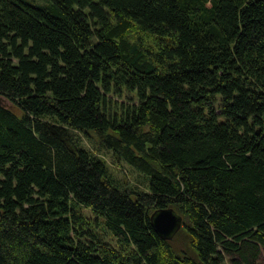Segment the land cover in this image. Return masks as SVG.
<instances>
[{
  "label": "trees",
  "instance_id": "1",
  "mask_svg": "<svg viewBox=\"0 0 264 264\" xmlns=\"http://www.w3.org/2000/svg\"><path fill=\"white\" fill-rule=\"evenodd\" d=\"M0 211V264H263L264 0H0Z\"/></svg>",
  "mask_w": 264,
  "mask_h": 264
},
{
  "label": "water",
  "instance_id": "2",
  "mask_svg": "<svg viewBox=\"0 0 264 264\" xmlns=\"http://www.w3.org/2000/svg\"><path fill=\"white\" fill-rule=\"evenodd\" d=\"M150 222L162 240L172 241L183 228L184 219L173 208H166L155 210L150 216Z\"/></svg>",
  "mask_w": 264,
  "mask_h": 264
},
{
  "label": "rangeland",
  "instance_id": "3",
  "mask_svg": "<svg viewBox=\"0 0 264 264\" xmlns=\"http://www.w3.org/2000/svg\"><path fill=\"white\" fill-rule=\"evenodd\" d=\"M133 95H135V94H133ZM125 96L127 97V93H125ZM128 96L129 97H131V95H129L128 94ZM129 97H128V99H125V98H123V99H120V98H115L116 100H120V102L123 100L124 102H129L128 100H129ZM2 103H4L5 105H7V107H10L11 109H14L17 113H19L18 112V110L16 109V108H14L13 107V105H10V104H8L7 102H5V101H2ZM84 144H85V146L86 147H88V148H90V149H92V150H94L95 152H98V150H99V152L98 153H100V155H101V157H103L106 161H107V163L108 164H110L111 166H112V164H113V159H112V156L110 155V154H108L107 152H105L104 150H100L99 148H98V145H97V143L95 142V141H93V140H89V139H85L84 138ZM97 150V151H96ZM122 171H123V173L124 174H126L128 177H130L131 179H135L134 177H136V174H133V176H132V174L130 173V171H129V169L127 168V167H122V168H120ZM117 176H122L123 174L122 173H119L118 171H116V172H114ZM263 264H264V255H263Z\"/></svg>",
  "mask_w": 264,
  "mask_h": 264
}]
</instances>
